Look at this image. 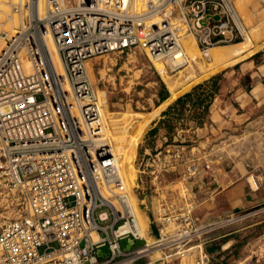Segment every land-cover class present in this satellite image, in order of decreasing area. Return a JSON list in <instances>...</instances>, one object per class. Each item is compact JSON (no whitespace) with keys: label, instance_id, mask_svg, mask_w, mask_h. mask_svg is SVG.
I'll use <instances>...</instances> for the list:
<instances>
[{"label":"built area","instance_id":"1","mask_svg":"<svg viewBox=\"0 0 264 264\" xmlns=\"http://www.w3.org/2000/svg\"><path fill=\"white\" fill-rule=\"evenodd\" d=\"M12 8L17 26L0 30V264L162 263L191 245L207 264L210 223L193 213L212 158L182 144L136 153L139 188L150 196L143 236L102 134L86 60L135 46L149 58L177 59L186 34L206 57L209 47L244 38L235 0H43L41 12L38 0H24ZM245 179L252 190L262 182L257 168Z\"/></svg>","mask_w":264,"mask_h":264},{"label":"rangeland","instance_id":"2","mask_svg":"<svg viewBox=\"0 0 264 264\" xmlns=\"http://www.w3.org/2000/svg\"><path fill=\"white\" fill-rule=\"evenodd\" d=\"M17 1L24 0H0V30L12 32L17 26L20 17L12 8ZM143 2L144 0H134V5L141 7ZM235 4L249 29L248 36L245 40L231 44L221 43L220 46L209 49L206 57L197 52L193 37L186 34L182 38L184 56L177 67H173L174 61L170 63L166 58H149L139 46L127 51L96 55L86 62L89 78L106 125V138L119 158V168L128 185V191L133 195L134 202H132L142 224L143 220L146 222V214L149 218L151 217L148 210L150 196L148 189L141 191L139 188L138 173L135 172L133 164L135 151L127 150L124 154L126 146L123 145L132 134L127 133L124 122L121 124L123 128L117 129L119 133L112 127L114 121L116 123L117 119L121 121L119 116L122 113L131 112L141 117L151 112L169 111L159 118L160 120L154 126L151 125L156 116L150 120L137 144V154L141 153V150L147 148L152 150L159 145L170 144L168 147H172V144H182L185 153L193 152L194 155L201 153L213 160L218 159L216 161L221 159L264 161V97L254 99L248 107L243 109V111H250L247 127L237 126L225 133H214L212 138L207 136L205 141L200 143L191 132L185 131L184 128L197 120L201 104L191 98L186 99L184 104L174 103L179 94L205 79H208L207 83L211 84L212 81L217 83L218 78L221 80L224 78L227 79L228 86H240L247 91L250 82L259 78L264 82V77H258L257 74H254L247 84H245L247 78L237 80L241 71L238 63L240 60L250 55L255 62H264V0H235ZM38 7L41 12L43 0H38ZM47 41L53 61L56 67L61 69L60 64L53 58V45L49 39ZM259 87L260 85L256 84L253 91L257 93ZM170 91L171 99L158 109L160 103L170 96ZM232 92L233 88L228 90L225 96H228L236 105L232 100ZM190 146L193 148L189 149ZM175 174L170 172L166 176L172 177ZM135 175L136 178H134ZM133 185H137V198L132 189ZM144 202L146 213L142 207ZM193 214L196 222L210 223L209 230L202 235L203 252L208 255L207 264L209 262L264 264V203L239 207L235 205V201L221 198L208 210L198 212L194 210ZM143 235L148 237L145 232ZM140 242L141 240H134V244ZM124 243L125 240H119L121 246ZM209 245H216L217 248L226 247L218 253L210 254L207 252ZM194 246L178 251L179 256L169 261L162 263L152 261L150 264H189L188 255L198 249ZM191 247L192 249L188 250ZM104 249L105 247H102V250ZM227 254L230 255L229 258L223 262L222 257ZM152 257L158 259V252L151 254ZM194 264H197L196 261Z\"/></svg>","mask_w":264,"mask_h":264},{"label":"crops","instance_id":"3","mask_svg":"<svg viewBox=\"0 0 264 264\" xmlns=\"http://www.w3.org/2000/svg\"><path fill=\"white\" fill-rule=\"evenodd\" d=\"M238 63L241 71L237 80H240V78L245 80V78H247V80H245V84H247L254 74H257L258 77H264V62H255L253 57L249 55ZM227 83V79H217V90L208 103L206 111H200L197 120L184 128L185 131L191 132L192 135L198 139L199 143L204 142L207 136L212 138L211 136L214 133H225L237 126L247 127L249 125L247 118L250 111H243V109L248 107L254 99L257 100L264 97V82H262L260 78L249 83L250 87L248 91L240 86H228ZM256 84L260 85L257 93L253 91V87ZM232 88V100L235 101L236 105L231 102L228 96H225V93ZM168 99H171V91L170 96L160 103L158 109L162 108ZM168 112L169 111L165 113L162 111H159V113L151 112L141 117L131 112L122 113L119 116L121 117V121L117 119V123L114 121L112 127L119 133L117 129L123 128L121 124L124 122V126H126L128 130L127 133L132 134L123 145L126 146L124 154L127 150H131V152L135 151V156L137 144L146 131L150 120L156 116L151 125L154 126L157 121L160 120L159 118H162ZM157 129H160V127H157ZM130 146L132 147L130 148ZM197 155L203 157L201 153ZM214 160L212 159V179L206 182L201 188L202 197L196 204L194 210H197V212L208 210L210 206H213L214 203L216 204V201L218 202L221 198L227 201H235V205L239 207L264 203V161L258 159L253 161H228L221 159L220 161H216L218 160L216 158ZM251 168H257L258 176L262 181L259 187L253 190L249 189L245 179L246 172ZM143 225L145 227L144 220ZM225 247L226 246H219V248H217L216 245H209L207 252L210 254L218 253L219 250H223ZM229 256L230 255L227 254L222 257L223 262H225ZM143 261V258H139L135 260L133 264H139ZM209 264L216 263L209 262Z\"/></svg>","mask_w":264,"mask_h":264},{"label":"bare ground","instance_id":"4","mask_svg":"<svg viewBox=\"0 0 264 264\" xmlns=\"http://www.w3.org/2000/svg\"><path fill=\"white\" fill-rule=\"evenodd\" d=\"M244 21V20H243ZM245 23V22H244ZM246 25V24H245ZM248 33H249V29H248V27H247V25H246V33H245V35H244V38L243 39H240V40H245V38L248 36ZM240 40H238V41H240ZM234 42H237V41H234ZM234 42H230V43H225V44H231V43H234ZM220 46L221 44H217V45H213V46H211V47H209L208 48V50L209 49H211V48H213V47H215V46ZM196 48V47H195ZM189 50V49H188ZM197 50V49H196ZM52 51H53V58H54V60H55V62H58V64H59V61H58V57H57V54L55 53V50L54 49H52ZM190 51V50H189ZM198 52V51H197ZM208 52V51H207ZM199 53V52H198ZM200 54V53H199ZM183 56H184V54H183ZM183 56H181L180 58H177V59H173L172 57H171V60H168V59H166V60H168V62H172L173 63V61L175 62V63H178V62H181V59H182V57ZM151 59H157V58H159V57H153V56H151L150 57ZM185 59V58H184ZM187 59V58H186ZM89 60V59H88ZM86 62H87V60H86ZM174 63V64H175ZM183 63H185V61L183 62ZM169 66H171V64H168ZM189 66V65H188ZM86 67H87V65H86ZM191 67V66H190ZM191 70V69H190ZM89 75V74H88ZM90 79V78H89ZM94 95H95V93H94ZM96 97V96H95ZM96 103H97V98H96ZM97 109H98V111H99V120H100V123H101V126L103 127V132H102V134H103V136L105 137V139L107 140V138H106V125H105V123H104V121H103V116H102V112H101V110H100V107H99V105H98V103H97ZM108 141V140H107ZM112 149H113V147H112ZM113 151H114V149H113ZM114 153L116 154V152L114 151ZM116 156H117V154H116ZM117 158H118V156H117ZM118 167H119V158H118ZM119 172H120V175H121V177H122V181H123V183H124V185H125V187H126V189H127V191H128V185L126 184V182H125V180H124V176H123V174H122V172H121V170H120V168H119ZM128 195H129V199H130V202H131V204H132V207H133V210H134V213L136 214V211H135V208H134V205H133V195L132 194H130V192L128 191ZM131 196V197H130ZM137 198V197H136ZM138 200V199H137ZM133 201V202H132ZM136 216H137V218H138V221H139V224H140V226H141V229H142V235H143V233L145 232V228H146V222H145V227H144V225L141 223V221H140V219H139V216L136 214ZM147 235V234H146ZM143 236H145V235H143ZM146 237V236H145ZM194 247H196V246H194ZM190 249H192V247L191 248H188V250H190ZM200 259H201V252L199 251V249H197V250H195L194 252H192V253H190L189 255H188V263L189 264H194L195 263V261H196V263L197 264H200ZM195 260V261H194Z\"/></svg>","mask_w":264,"mask_h":264},{"label":"trees","instance_id":"5","mask_svg":"<svg viewBox=\"0 0 264 264\" xmlns=\"http://www.w3.org/2000/svg\"><path fill=\"white\" fill-rule=\"evenodd\" d=\"M207 82H209L208 79H205L204 81L194 84L191 89L179 94L175 98L174 103L184 104L186 99L191 98L193 101L201 104V111H206L210 99L217 90L216 81H212L211 84ZM162 112L165 111L163 110Z\"/></svg>","mask_w":264,"mask_h":264}]
</instances>
